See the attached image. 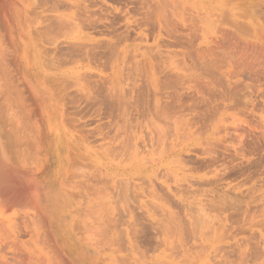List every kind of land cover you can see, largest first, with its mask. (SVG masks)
Segmentation results:
<instances>
[{"label": "rangeland", "instance_id": "rangeland-1", "mask_svg": "<svg viewBox=\"0 0 264 264\" xmlns=\"http://www.w3.org/2000/svg\"><path fill=\"white\" fill-rule=\"evenodd\" d=\"M5 1L13 3L9 20L0 6V168L14 188L24 178L17 198L10 186L8 198L0 193L8 202L0 264H264V0H104L87 17L93 0L59 9L54 0ZM99 7L121 16L115 35L130 38L117 45L104 28L90 29ZM59 15L66 30H54ZM109 41L119 53L104 60ZM74 42L97 49L58 60V50L65 59L80 49ZM183 145L191 150L164 157ZM185 202L204 205L192 225L179 211Z\"/></svg>", "mask_w": 264, "mask_h": 264}, {"label": "bare ground", "instance_id": "bare-ground-1", "mask_svg": "<svg viewBox=\"0 0 264 264\" xmlns=\"http://www.w3.org/2000/svg\"><path fill=\"white\" fill-rule=\"evenodd\" d=\"M48 1L50 2V0H48ZM63 1H67V0H63ZM63 1H62V0H54V1H53L54 3H52V5H54V8H55V9H59V8H61V7L63 8V5H64V2H63ZM72 1H75V0H72ZM86 1H87V0H86ZM115 1H116V0H115ZM130 1H131V0H130ZM137 1H138V0H137ZM144 1H145V3L147 2V0H144ZM158 1H159V0H158ZM169 1H170V0H169ZM45 2H47V0H46ZM110 2H111V1H110ZM112 2H113V1H112ZM112 2H111V3H112ZM123 2H124V1H123ZM131 2H132V1H131ZM134 2H135V1H134ZM12 3H13V2H12ZM12 3L9 4V3H7V1H5V0H0V4H1L0 6L2 7L3 11L5 12L4 17H5L6 19L8 18V20H9V17H8V16H9V7L12 5ZM47 3H48V2H47ZM47 3H46V4H47ZM80 3H81V2H80ZM90 3H91V5H90ZM99 3H100V4H103V3H104V0H99L98 2H96L95 0H93L92 2L89 1V4H88V5H85V7H83L84 10H83V9L80 10V8H79L80 11L83 10V11H82V15H83V16H82L81 14H80V16H81V17H84L85 15L83 14V12H84V11L86 12V11H87V8L89 9L90 6L95 7V6H97ZM139 3H140V2H138V4H139ZM141 3H142V2H141ZM48 4H49V3H48ZM69 4H70V3H69ZM72 4H74V3H72ZM72 4H71V5H72ZM134 4H135V3H134ZM136 4H137V3H136ZM142 4H143V3H142ZM49 5H50V4H49ZM143 5H144V4H143ZM147 5H148V4H147ZM151 5H152V4H151ZM151 5H150V6H151ZM80 6H81V5H80ZM80 6H79V7H80ZM86 6H87V7H86ZM98 6H100V5H98ZM101 6H102V5H101ZM125 6H126V5H125ZM125 6H124V7H125ZM152 6H154V5H152ZM152 6H151V7H152ZM48 7H49V6H48ZM50 7H51V6H50ZM64 7H65V6H64ZM68 7H70V6H68ZM68 7H66V8H68ZM72 7H73V5H72ZM72 7H71V8H72ZM74 7H75V6H74ZM81 7H82V6H81ZM105 7H106V6H105ZM135 7H136V6H135ZM144 7H145V6H144ZM151 7H150V8H151ZM76 8H77V11H75L76 9H75L74 11H75V12H79L77 6H76ZM107 8H108V7H106V9H107ZM139 8L143 9V7H140V6H139ZM139 8L137 7V9H136L137 12H138ZM106 9H104L105 12H107ZM108 9H110V8H108ZM108 9H107V10H108ZM120 9H121V8H120ZM130 9H131V7H130ZM160 9H161V8H160ZM160 9H159V10H160ZM50 10H51V8H50ZM50 10L48 9L47 11H50ZM64 10H65V9H64ZM64 10H63V11H64ZM66 10H67V9H66ZM3 11H1V12H3ZM53 11H54V10H53ZM104 11H103L102 8L100 9V7H99L98 11H97V9H96V11L93 10V12H90V14L92 13V15H91L90 17H92L93 19L89 22V25H91L89 28L91 29V27L96 28V27L99 26V27L105 29V30H103V31H105V32L108 31V32L105 33V34H106L105 36H108V35L110 36V34H114V35H111V37H112V36L115 37V39H116V41H117V45H118V41H119V40H120V42H121V40H124V39H126L127 37L130 38V36H128L127 33H126V32H130L129 30L126 31V32L124 33V29H123V31H121V32H123L122 35H121L120 32H119L120 36H118L119 34H117V36L115 35V32L117 31L115 27H116L117 24H119V21H120L119 18H120L121 16H120L119 18H118V17H114V16L116 15V14L114 13L115 15H113V17L109 19V17H110L111 15L109 16L107 13H104V14H103ZM121 11H122V9H121ZM127 11H128V10H127ZM150 11H151V10H150ZM150 11H149V12H150ZM4 12H3V13H4ZM54 12H55V11H54ZM61 12H62V11H61ZM65 12H66V11H65ZM85 12H84V13H85ZM87 12H88V11H87ZM110 12H112V11H109V14H111ZM129 12H130V11H129ZM134 12H135V11H134ZM134 12H133V13H134ZM139 12H140V11H139ZM151 12H152V11H151ZM153 12H154V11H153ZM153 12H152V13H153ZM165 12H167V11H165ZM223 12H224V11H223ZM50 13H51V12H50ZM71 13H72V12H71ZM112 13H113V12H112ZM126 13H127V12H126ZM126 13H125V14H126ZM160 13H161V12L158 13L159 18H163L164 16L161 17V15H159ZM72 14H73V13H72ZM85 14H86V13H85ZM87 14L89 15V12H88ZM74 15H75V14H74ZM118 15H119V14H118ZM154 15H155V13H154ZM66 16L69 17L68 15H66ZM77 16H78V13H77ZM108 16H109V17H108ZM158 16H157V19H158ZM49 17H50V16H49ZM55 17H56V16H55ZM64 17H65V16H64ZM64 17H63L62 15L57 16V19H56V21H55V25H56V26H54V27H56V29L53 28V25H54V24L52 25L53 22L50 24V22L48 21V22H49V25H48V26H50V30H51V29H54V30L57 31V30H59V29H63V28H61L60 26H62V25H64V24L66 23V22H65V23L63 22V21L65 20ZM73 17H74V16H73ZM73 17H71V18H73ZM78 17H79V16H78ZM78 17H77L76 19L79 21V19H80L81 17H80V18H78ZM85 17H87V15H86ZM149 17H151V16H149ZM167 17H168V15H167ZM221 17H222V15H221ZM0 18H1V16H0ZM122 18L125 19V16L123 15ZM122 18H121V20H122ZM140 18H141V17H140ZM142 18L144 19V17H142ZM147 18H148V17H147ZM192 18H193V17H192ZM45 19H46V18H45ZM50 19H51V18H50ZM89 19H91V18H89ZM164 19H165V18H164ZM74 20H75V18H74ZM118 20H119V21H118ZM144 20H145V19H144ZM148 20H149V19H148ZM148 20H146L145 23H146ZM65 21H66V20H65ZM67 21H69V18H68ZM70 21H71V20H70ZM75 21H76V20H75ZM151 21H152V20H151ZM151 21H150V22H151ZM236 21H237V20H236ZM4 22H5V21H4ZM72 22H73V20H72ZM76 22H77V21H76ZM120 22H121V21H120ZM136 22H137V21H136ZM138 22H139V21H138ZM141 22H143V21H141ZM192 22H193V21H192ZM68 23H69V22H68ZM121 23H122V22H121ZM131 23H132V22H131ZM160 23H162V22H160ZM79 24H80V23H79ZM81 24H87V23H86V22H82ZM124 24H125V22H124ZM139 24H140V22H139ZM139 24H137V25H139ZM141 24H142V23H141ZM141 24H140V25H141ZM51 25H52V26H51ZM75 25H77V24H74V22H73L72 26L74 27ZM100 25H101V26H100ZM72 26H71V28H72ZM78 26H79V25H78ZM82 26H83V25H82ZM86 26H87V25H86ZM86 26H84L83 28L85 29ZM129 26H131V25H129ZM129 26H126V27H128V29H129ZM133 26H134V25H133ZM194 26H195V25H194ZM196 26H197V25H196ZM196 26H195V28H196ZM51 27H52V28H51ZM57 27H60V28L57 29ZM62 27H64V26H62ZM69 27H70V26H69ZM69 27H68V28H69ZM124 27H125V26H124ZM48 28H49V27H48ZM81 28H82V27H81ZM89 28H88V29H89ZM118 28H119V27H118ZM135 28H137V27L135 26ZM152 28H153V26H152ZM64 29L66 30V28H64ZM64 29H63V30H64ZM72 29H73V28H72ZM125 29H126V28H125ZM137 29H138V28H137ZM85 30H87V29H85ZM120 30H121V28H120ZM126 30H127V29H126ZM164 30H165V29H164ZM59 31H60V30H59ZM59 31H58V32H59ZM72 31H73V30H72ZM99 31H100V30H99ZM118 31H119V30H118ZM118 31H117V33H118ZM147 31L149 32V30H147ZM61 33H62V32H61ZM72 33H73V32H72ZM92 33L95 34L96 32H92ZM107 33H108V34H107ZM56 34H57V33H56ZM58 34H59V33H58ZM58 34H57V35H58ZM64 34H65V33H64ZM64 34H63V35H64ZM97 34H98V33H97ZM147 34H148V33H147ZM54 35H55V34H54ZM57 35H55V36H57ZM155 35H156V34H155ZM65 36H66V35H65ZM148 36H149V35H148ZM180 36H181V35H180ZM197 36H198V35H197ZM76 37H77V36H76ZM111 37H110V38H111ZM114 37H113V39H114ZM122 38H124V39H122ZM128 38H127V39H128ZM139 38H140V37H139ZM148 38H149V37H148ZM173 38H174V37H173ZM176 38H177V37H176ZM178 38H179V37H178ZM115 39H114V40H115ZM131 39H132V38H131ZM191 39H192V38H191ZM197 39H198V38H197ZM155 40H156V39H155ZM177 40H178V39H177ZM181 40H182V39H181ZM183 40H184V39H183ZM70 41H71V40H70ZM83 41H84V40H83ZM97 41H98V40H97ZM104 41H105V40H104ZM116 41H115V42H116ZM159 41H160V40L158 39V42H159ZM193 41H194V40H193ZM78 42H79V41H78ZM99 42H101V41L99 40ZM115 42H114V43H115ZM158 42H157V43H158ZM166 42H167V41H166ZM175 42H177V41H175ZM175 42H174V43H175ZM106 43H107V41H106ZM106 43H103L104 46H105V50H108V51H105V52H106V56L104 55V52H103V54H102V52H101L102 55H100V57H101V56H104V60L107 59V58H108L107 56H108V55H111V53H112L111 57H113V55L116 56V55H118V53H119V52H118L117 54H113V52H111L112 48H113L114 46H116V45H115L116 43L114 44V46H113V43H111L110 41L108 42V45H107V46H106ZM169 43H170V42H169ZM171 43H173V42H171ZM66 44H67V42H66ZM74 44H75V42L73 43L72 46H76V45H77V44H76V45H74ZM79 44H80V43H79ZM81 44L84 45L82 42H81ZM96 44H98V43H96ZM177 44H178V42H177ZM179 44H180V43H179ZM179 44H178V45H179ZM182 44H183V42H182ZM191 44H192V43H191ZM87 45H89V44H87ZM87 45H86V46H87ZM111 45H112V47H111ZM157 45H158V44H157ZM157 45H156V46H157ZM170 45H171V44H170ZM170 45L168 44V46H170ZM56 46H57V45H56ZM69 46L72 47L70 44H69ZM69 46H67V47H69ZM78 46H79V45H78ZM78 46H76V47H78ZM89 46H90V45H89ZM91 46H92V48L89 47L90 49L93 50V47H94V48L96 47V49H97V45L94 46V44H93V45L91 44ZM102 46H103V45H102ZM163 46H164V45H163ZM168 46H167V47H168ZM187 46H188V45H187ZM53 47H54V46H53ZM53 47H51L52 50H53ZM79 47H80V46H79ZM106 47H107L108 49H106ZM110 47H111V50H110ZM154 47H155V46H154ZM167 47H166V48H167ZM183 47H185V46H183ZM42 48H43V47H42ZM74 48H75V47H74ZM74 48H73V47H72L71 49L68 48V49H70V50H68V52L65 50V52H67V56H68V57H66L65 59H63V58L61 57V56H63V55L61 54V50H60V51L58 50V52H60V53H59V55L57 54L58 52L56 53V54L58 55V56H57V59H58V60L60 59V61H61V59H62V61L65 60L66 63H67L68 60H72V59H73V58L70 59L69 57L77 56L78 54H80V56H82V55L85 56V55H86V57H87L88 54H91V53L89 52V51H91V50H87L88 47H85V45L82 46V47H80V49H79V48H77V49L75 48V49H74ZM89 48H88V49H89ZM148 48H149V47H148ZM187 48H188V47H187ZM191 48H192V47H191ZM54 49H57V48H54ZM102 49H104V48H102ZM102 49H100V50L102 51ZM114 49L117 50V47H116V48L114 47ZM114 49H113V50H114ZM151 49H152V48H151ZM188 49H189V48H188ZM63 50H64V49H63ZM94 50H95V49H94ZM94 50H93V51H94ZM100 50H98V51H100ZM189 50H190V49H189ZM193 50H194V49H193ZM96 51H97V50H96ZM44 52H45V50H44ZM116 52H117V51H116ZM161 52H162V51H161ZM190 52H192V51H190ZM197 52H198V51H197ZM45 53H46V52H45ZM47 53H48V52H47ZM92 53H94V52H92ZM97 53H98V52H96L95 54H97ZM99 53H100V52H99ZM99 53L97 54L98 59L100 58V57H99ZM107 53H108V54H107ZM162 53H163V52H162ZM51 54H52V53H51ZM54 54H55V53H54ZM44 55H45V54H44ZM52 55H53V54H52ZM156 55H157V54H156ZM46 56H47V55H46ZM65 56H66V54H65ZM90 56H91V55H90ZM195 56H197V55H195ZM206 56H207V55H206ZM82 57H83V56H82ZM105 57H106V58H105ZM111 57H109V58L111 59ZM67 58H69V59L67 60ZM78 58H79V57H78ZM49 59H51V58H49ZM49 59H48V60H49ZM89 59H91V58H89ZM92 59H93V56H92ZM96 59H97V57H96ZM100 59H102V58H100ZM110 59H109V62H107L108 60L106 61V64H109V63H110V61H111ZM196 59H197V57H196ZM198 59L201 60L199 57H198ZM207 59H208V58H207ZM52 60H55V58L53 59V57H52ZM79 60H80V59H79ZM81 60H82V59H81ZM93 60H94V59H93ZM202 60H204V59H202ZM205 60H206V59H205ZM49 61H50V60H49ZM75 61H77V60L75 59V60H74V63H76ZM95 61H96V60H95ZM123 61H124V60H123ZM210 61H211V60H210ZM51 62H52V61H51ZM51 62H50V63H51ZM53 62L58 63V62H56V60L53 61ZM72 62H73V60H72ZM114 62H115V61H114ZM203 62H204V61H203ZM208 62H209V61H207V63H208ZM211 62H212V61H211ZM77 63H78V61H77ZM112 63H113V62H112ZM159 63H160V62H159ZM197 63H198V62H197ZM204 63H205V62H204ZM204 63H203V65H204ZM53 64H54V63H53ZM58 64H59V63H58ZM58 64H57L56 66H57L58 68H60V66H58ZM98 64H101V63H98ZM103 64L105 65V63H103ZM110 64H111V63H110ZM214 64H215V63H214ZM214 64H213V65H214ZM60 65H62V64H60ZM56 66H55V67H56ZM110 66H111V65H110ZM141 66H143V65H141ZM146 66H147V65H146ZM198 66H199V65H198ZM205 66H206V65H205ZM200 67H201V66H200ZM208 67H209V65H208ZM210 67H213L212 64H211ZM210 67H209V68H210ZM53 68H54V67H53ZM84 68H85V67H84ZM145 68H146V67H145ZM74 70H75V69H74ZM141 70H142V68H141ZM154 70H155V69H154ZM199 70H200V68H199ZM205 70H207V69H205ZM211 70H212V72H213V68H212ZM143 71H144V70H143ZM208 71H210V70L208 69ZM74 72H75V71H74ZM76 72H77V71H76ZM79 72H80V71H79ZM84 72H85V71H84ZM205 72H206V71H205ZM174 74H175V72H174ZM164 75H166V74L164 73ZM167 75H168V74H167ZM81 76H82V75H81ZM100 76H101V74H100ZM175 76H176V75H175ZM82 78H85V77H82ZM175 78H176V77H175ZM79 79H81V78H79ZM170 79H171V78H170ZM173 79H174V78H173ZM84 80H85V79H84ZM88 80H89V79H88ZM171 80H172V79H171ZM166 81H167V80H166ZM159 82H161V81H159ZM185 82H186V81H185ZM160 84H164V83L161 82ZM172 84H173V83H172ZM165 85H166V84H165ZM180 85H181V84H180ZM206 85H207V83H206ZM208 85H209V83H208ZM144 87H145V86H144ZM141 88H142V87H141ZM164 88H165V87H164ZM167 88H168V87H167ZM140 90H141V89H140ZM176 93H177V92H176ZM169 94H170V93H169ZM116 96H117V95H116ZM119 96H120V95H119ZM177 96H178V95H177ZM120 97H121V96H120ZM105 98H106V96H105ZM122 98H123V97H122ZM138 98H139V97H138ZM189 98H190V97H189ZM107 99H108V97H107ZM119 99H120V98H119ZM187 99H188V98H187ZM193 99H194V98H193ZM110 100H111V99H110ZM112 100H114V99H112ZM121 100H122V99H121ZM138 100H139V99H138ZM199 100H200V99H199ZM123 101H124V100H123ZM139 101L141 102V100H139ZM196 101H197V100H195V102H196ZM102 102H103V101H102ZM121 102H122V101H121ZM182 102H183V101H182ZM103 103H104V102H103ZM141 103H142V102H141ZM109 104H111V103H109ZM112 104H113V102H112ZM121 104H122V103H121ZM147 104H148V103H147ZM147 104H146V105H147ZM167 104H168V103H167ZM172 104H173V103H172ZM189 104H190V103H189ZM191 104H193V103H191ZM206 104H207V103H206ZM115 105H116V104H115ZM169 105H170V104H169ZM196 105H197V104H196ZM144 106H145V105H144ZM152 106H153V104H152ZM161 106H162V105H161ZM176 106H177V105H176ZM178 106H179V105H178ZM184 106H186V105H184ZM201 106H202V105H201ZM110 107H111V106H110ZM114 107H115V106H114ZM146 107H147V106H146ZM169 107H170V106H169ZM191 107H192V105H191ZM202 107H203V106H202ZM141 108H142V107H141ZM151 108H152V107H151ZM164 108H165V106H164ZM188 108H189V107H188ZM196 108H197V107H196ZM198 108H199V107H198ZM200 108H201V107H200ZM204 108H205V107H204ZM165 109H166V108H165ZM183 109H184V108H183ZM180 110H181V109H180ZM175 111H176V110H175ZM144 112H145V111H144ZM148 112H149V111H148ZM171 112H172V111H171ZM181 112H182V111H181ZM181 112H180V113H181ZM186 112H187V111H186ZM142 114H143V113H142ZM166 114H167V113H166ZM138 115H139V114H138ZM164 115H165V114H164ZM142 116H143V115H142ZM145 116H146V115H145ZM140 117H141V116H140ZM203 117H204V116H203ZM192 119H193V118H192ZM204 119H206V118H204ZM169 120H170V119H169ZM174 120H175V119H174ZM196 120H197V119H196ZM171 121H172V120H171ZM190 121H191V120H190ZM198 121H199V120H198ZM176 122H177V120H176ZM176 122H175V123H176ZM195 122H196V121H195ZM175 123H174V124H175ZM177 123H178V122H177ZM177 123H176V124H177ZM176 124H175V125H176ZM175 125H173V126H175ZM189 126H190V125H189ZM152 127H154V126H152ZM173 128H174V127H173ZM176 128H177V127H176ZM153 129H154V128H153ZM174 130H177V129H174ZM150 131H151V130H150ZM157 131H158V130H157ZM153 133H154V132H153ZM164 133H165V132H164ZM159 134H160V133H159ZM166 134H167V133H166ZM159 137H160V136H159ZM165 137H166V136H165ZM169 137H170V136H169ZM160 138H161V137H160ZM156 139H157V138H155L154 143H155L156 141H158V140H156ZM158 139H159V138H158ZM152 140H153V139H152ZM161 140H162V139H161ZM147 142H148V141H147ZM150 142H151V141H150ZM149 144L154 145L153 143H149ZM167 144H168V143H167ZM167 144H166V145H167ZM158 145H159V144H158ZM166 145H165V146H166ZM149 146H150V145H149ZM189 146H192V145H183V146H181V147L178 148V149L174 146V147L170 148V150L167 149L168 151L164 154V157H174V156L177 157V156H180L181 153L189 152V150H191V149H189ZM152 147H154V146H152ZM152 147H151V148H152ZM177 147H178V146H177ZM146 149H147V148H146ZM157 149H158V148H157ZM193 150H194V149H193ZM200 150H201V149H200ZM204 150H205V149H204ZM198 151H199V150H198ZM202 151H203V150H202ZM200 152H201V151H200ZM203 152L205 153V151H203ZM203 152H202V153H203ZM206 152L208 153L209 150L206 151ZM202 153H201V154H202ZM204 153H203V154H204ZM209 153H210V152H209ZM212 153H213V151H212ZM214 153H215V152H214ZM214 153H213V155H215ZM162 155H163V153H162ZM206 155H207V154H206ZM209 155H211V153H210ZM213 155H212V156H213ZM217 155H218V154L216 153V156H217ZM224 155H225V154H224ZM204 156H205V155H204ZM212 156H211V158H212ZM162 157H163V156H162ZM205 157H206V156H205ZM208 157H209V156H208ZM214 157H215V156H214ZM214 157H213V159H211V160L208 159V160L211 161V162H209L207 159H206V160H207L208 163H210V164H211L212 162H213V164H215L214 161L216 160L217 157H215V159H214ZM218 157H220V156L218 155ZM227 157H228V156H227ZM32 158H33V157H32ZM34 158H35V156H34ZM34 158H33V159H34ZM177 158H178V157H177ZM230 158H232V157H230ZM155 160H156V159H155ZM157 160H158V159H157ZM181 160H182V159H181ZM204 160H205V159H204ZM204 160H203V161H204ZM206 160H205V161H206ZM217 160H218V159H217ZM217 160H216L215 162H217ZM177 161H178L179 163H181L180 160H177ZM203 161L198 160V159L195 160L196 163H197V162H199V163L202 162V167H204V166H206L207 161H206V164L204 163L205 161H204V162H203ZM218 162H219V160H218ZM221 162H223V161H221ZM184 163L186 164V162H184ZM196 163H195V164H196ZM203 163H204L205 165H204ZM0 164H2V163L0 162ZM217 164H218V163H217ZM153 165H154V164H153ZM182 165H183V163H182ZM200 165H201V164H200ZM1 166H2V165H1ZM2 167L5 168V165L2 166ZM145 167H146V166H145ZM200 167H201V166H200ZM202 167H201V168H202ZM206 167L209 168V165H207ZM3 168H2V169H3ZM147 168H148V167H147ZM152 168H153V167H152ZM226 168H227V167H226ZM149 169H151V168H149ZM153 169H154V168H153ZM202 169H203V168H202ZM8 170H9V169H8ZM240 170H241V169H240ZM235 171H236V170H235ZM6 172H7V170L5 171V169L3 170V172H1V168H0V175H1V173H2V175L5 174ZM236 172H238V170H237ZM6 174H7V173H6ZM6 174H5V176H2V175L0 176V179L2 178L1 181H0V193H1V191H4L5 193H4L3 195L8 194V195H6V197L8 198L9 194L12 192V191H8V190H10V187H11V190H12V187L14 188V184L11 186V183H10V181H11V179H12L10 176H12V175H9V174L6 175ZM164 174H165V173H164ZM231 174L234 175L233 172H232ZM253 174H254V173H253ZM20 175H21V174H20ZM6 176H7V177H6ZM8 176H9V179H8ZM170 176H171V175H170ZM4 177H6L8 180H7L6 178H4ZM12 177H13V176H12ZM15 177H17V175H16ZM15 177H14V180H13V181L16 180V182H17V179H15ZM18 177L21 178L20 176H18ZM156 177H157V176H156ZM167 177H168V176H167ZM3 178H4L6 181H3ZM19 178H18V179H19ZM22 178H24V177H22ZM22 178L19 179L20 182H21ZM162 178H163V177H162ZM163 179H164V178H163ZM9 180H10V181H9ZM167 180H168V179H167ZM167 180H166V181H167ZM173 180H174V179H173ZM179 180H180V179H179ZM13 181H12V182H13ZM174 181H175V180H174ZM176 181H177V180H176ZM187 181H188V180H187ZM4 182H9V183H8V184H6V183L4 184ZM20 182H17L18 184L16 183V187H15L14 189H15V190L17 189V191H15V194L12 193V194L15 195V196H14V195H13V196L16 197V198H17V196H19V195H18V193H19V192H18V188L20 189V187H17V185H18V186H21V185H19ZM22 182H23V181H22ZM177 182H178V181H177ZM179 182H180V181H179ZM181 182H182V181H181ZM1 184H3L5 187H2ZM9 184H10V185H9ZM20 184H21V183H20ZM22 184H23V183H22ZM24 185H25V183H24ZM9 186H10V187H9ZM154 186H156V185H154ZM161 186H162V185H161ZM161 186L159 185L158 188H160ZM22 187H24V186H22ZM41 187H42V186H41ZM151 187H152V185H151ZM25 188H26V187H25ZM25 188H24V189H25ZM148 189H149V188H148ZM152 189H155V188H152ZM176 189H177V188H176ZM176 189H174V190H176ZM180 190H181V189H180ZM6 191L9 192V193H7ZM20 191H21V190H20ZM150 191H153V192H154L155 190H150ZM157 191H158V190H157ZM169 191H171V190H169ZM182 191H183V190H182ZM193 191H198V190H193ZM13 192H14V191H13ZM17 192H18V193H17ZM25 192H26V191H25ZM176 192H178V191H176ZM2 193H3V192H2ZM16 193H17V194H16ZM39 193H40V192H39ZM181 193H184V191L181 192ZM185 193H186V191H185ZM21 194L23 195V193H21ZM149 194L152 195V193H150V192H149ZM172 194H174V193H172ZM188 194H189V193H188ZM188 194H187V195H188ZM192 194H193V193H192ZM0 195H1V194H0ZM151 195H150V196H151ZM153 195H154V198H155V195H157V193L155 192V193H153ZM153 195H152V196H153ZM168 195H169V194H168ZM176 195H177V193H175L174 196H176ZM189 195H190V197H191V194H189ZM10 196H11V195H10ZM23 196H25V195H23ZM23 196H22V197H23ZM38 196H39V195H38ZM40 196H41V195H40ZM159 196H160V195H159ZM159 196H157V197H159ZM182 196H183V195H182ZM1 197H2V196H1ZM3 197H4V198H3L4 201L2 202V204L4 205V202H5L6 200H5V196H3ZM11 197H12V196H11ZM164 197H165V196H164ZM184 197H185V196H184ZM217 197H218V195L216 196V198H217ZM219 197H220V196H219ZM221 197H222V196H221ZM224 197H225V196H224ZM238 197H239V196H238ZM12 198H13V197H12ZM16 198H15V199H16ZM19 198L21 199V197H19ZM19 198H18V199H19ZM159 198H161V197H159ZM178 198H179L180 203H181V202L183 203V198H182V199H181L180 197H178ZM226 198H227V196H226ZM240 198H241V197H240ZM10 199H11V198H10ZM13 199H14V198H13ZM18 199H17V200H18ZM152 199H153V198H152ZM155 199H156V198H155ZM157 199H158V198H157ZM219 199H220V198H219ZM219 199H216V200H219ZM223 199L225 200L224 202L222 201L223 203H225L224 207L227 208L228 205H226V204H228V203H227V201H226L225 198H223ZM7 200H8V199H7ZM24 200H25V199H24ZM18 201H19V200H18ZM18 201H17V202H18ZM21 201H22V199H21ZM161 201H162V199L159 200V203H162V202H163V201H162V202H161ZM165 201H166V200H164V203H165L164 205H166V204H167L166 202H168V201H166V202H165ZM184 201H185V200H184ZM219 201H220V200H219ZM219 201H218V203H219ZM13 202L16 203V200L13 201ZM228 202H230V201H228ZM232 202H233V201L230 202V205H229V206H231V204H235V203H236V202H235V203H232ZM238 202H239V201H238ZM5 203H6V202H5ZM7 203H8V202H7ZM7 203H6V204H7ZM10 203H12L11 200L9 201V204H8L9 207H11ZM175 203H176V202H175ZM185 203H186V202H185ZM190 203H191V202H190ZM6 204H5V205H6ZM22 204H23V203H22ZM195 204H196V203H195ZM3 205H0V206H3ZM8 205H7V206H8ZM13 205H15V204H13ZM171 205H172V204H171ZM208 205H209V204H208ZM210 205H211V204H210ZM210 205H209V206H210ZM236 205H237V204H236ZM7 206H6V207H7ZM157 206H159V205H156L155 207H157ZM179 206H181V205H178V206L176 205V209H177V207H179ZM201 206L204 207V205H201ZM234 206H235V205H234ZM238 206H240V202L238 203L237 207H238ZM4 207H5V206H4ZM190 207H192V206H190L189 204L186 203V205H184V206L181 207L182 209H180V207H179V211L181 210V211L183 212V214L185 215V217L190 218V220H191L190 225H192V220H195V218H194L195 215H194V214L197 213V214L199 215V214L202 213V212L204 213L205 209H203L204 211L201 209V208H203V207H201V208L199 207V209H197V207H198V206H197V207H196V210H192L193 207H192V208H190ZM210 207H212V205H211ZM210 207H209V208H210ZM215 207H216V209H215L214 211H216L217 208H221L220 206H219V207L214 206V208H215ZM159 208H160V206H159L156 210H159ZM209 208H208V209H209ZM212 208H213V207H212ZM212 208H211V209H212ZM214 208H213V209H214ZM228 208H230V207H228ZM239 208H241V207H239ZM162 209L165 210V208H163V207H162ZM162 209H160V210H162ZM211 209H210V211H211ZM222 209H223V211H224L223 206H222ZM222 209H221V210H222ZM148 210H149V209H148ZM227 210H229V209H227ZM233 210L235 211V208H234ZM237 210H238V209H236L235 213L237 212ZM149 211H150V210H149ZM177 211H178V210H177ZM217 211H218V210H217ZM217 211H216V212H217ZM240 211H242V210H240ZM240 211H239V213L241 214L242 212H240ZM164 212H165V213L167 212V213H166V216H167L168 214L172 215V212H169V213H168V211H164ZM164 212H163V213H164ZM208 212H209V211H208ZM163 213H162V214H163ZM179 213H180V212H179ZM233 213H234V212H233ZM233 213H232V214H233ZM235 213H234V214H235ZM177 214H178V213H177ZM180 214H182V213H180ZM232 214H231V215H232ZM170 215H169V216H170ZM229 215H230V214H229ZM231 215H230V216H231ZM237 215H238V214H237ZM169 216H168L167 218H169ZM172 216H174V215H172ZM175 216H176V215H175ZM175 216H174V217H175ZM182 216H183V215H182ZM206 216H207V215H206ZM210 217H211V216H210ZM164 218H165V217H164ZM171 218H172V217H170V219H171ZM177 218H179V215L177 216ZM182 218H183V217H182ZM182 218H181V220H182ZM160 219H161V218H160ZM165 219H166V218H165ZM172 219H175V220H173V221L171 220L172 222H174V221L177 222V220H178V219H176V217H175V218H172ZM183 219H184V218H183ZM196 219H197V218H196ZM197 220H198V219H197ZM201 220H202V219H201ZM203 220H204V219H203ZM209 220H210V219H209ZM164 221H165V220H164ZM166 221L168 222L169 220H166ZM204 221H205V220H204ZM169 222H170V221H169ZM183 222H184V221H183ZM161 223H162V222H161ZM165 223H166V222H165ZM178 223H179V222H177V224H178ZM199 223L201 224L202 222H199ZM205 223H206V222H205ZM167 224H168V223H167ZM172 224H173V223H172ZM172 224H169V227H170V225L172 226ZM175 224H176V223H175ZM186 225H187V224H186ZM193 225H194V224H193ZM176 226H179V227H180V226H182V225H181V223H180V225L178 224V225H176ZM191 228H192V226H191ZM174 229H175V228H174ZM177 229L179 230V228H177ZM181 229H182V230H181ZM181 229H180V231H181V232H180V236H181V233H182V231H183V228H181ZM184 230H185V229H184ZM177 232H178V231H177ZM183 232H184V231H183ZM186 232H187V231H186ZM188 232H189V231H188ZM188 232H187V233H188ZM190 232H191V231H190ZM194 233H195V232H194ZM192 234H193V233H192ZM195 234H196V233H195ZM188 237H190V236H188ZM190 238H191V237H190ZM194 238H195V237H194ZM194 238H193V239H194ZM180 239H181V238H180ZM187 243H188V241H187ZM180 245H181V244H180ZM255 246H256V245H255ZM180 247H181V246H180ZM197 247H198V246H197ZM199 249H200V247H199ZM234 249H235V248H234ZM236 249H237V248H236ZM252 249H253V248H252ZM195 250H196V249H195ZM198 251H199V250H198ZM198 251H197V252H198ZM237 251H238V250H237ZM192 252H193V251H192ZM192 252H191V253H192ZM234 252H235V250H234ZM254 252H255V251H254ZM225 253H226V252H225ZM229 253H230V252H229ZM237 253L240 254L239 252H237ZM193 254H194V253H193ZM193 254H192V257H193ZM182 255H183V254H182ZM194 255H195V254H194ZM244 255H245V254H244ZM238 256H240V255H238ZM238 256H237V257H238ZM245 256H246V255H245ZM250 256H251V255H250ZM186 259H187V258H186ZM188 259H189V258H188ZM188 259H187V260H188ZM239 259H240V258H239ZM254 259H255V258H254ZM222 260H223V259H222ZM221 262H222V261H221ZM221 262H220V263H221Z\"/></svg>", "mask_w": 264, "mask_h": 264}]
</instances>
